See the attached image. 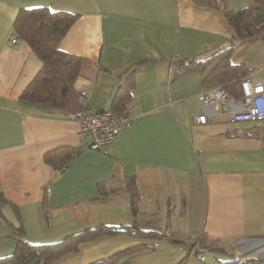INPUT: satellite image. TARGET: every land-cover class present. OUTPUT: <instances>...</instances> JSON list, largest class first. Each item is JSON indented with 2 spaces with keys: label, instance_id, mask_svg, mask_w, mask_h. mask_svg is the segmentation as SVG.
<instances>
[{
  "label": "crops",
  "instance_id": "1",
  "mask_svg": "<svg viewBox=\"0 0 264 264\" xmlns=\"http://www.w3.org/2000/svg\"><path fill=\"white\" fill-rule=\"evenodd\" d=\"M252 5L0 0V258L14 253L18 238L52 244L100 225L162 236L101 235L51 264H94L140 246L124 264H247L264 253V122L218 114L196 123L204 112L198 95L220 85L208 79L210 69L177 74L180 64L230 45L235 33L226 13ZM44 7L76 15L59 44L85 61L76 97L87 91L92 108L125 109L135 118L115 143L92 150L66 115L73 111L20 101L42 61L15 22L22 10ZM232 62L264 81V42L238 43ZM56 151L71 156L63 171L45 161ZM246 248L251 257L243 256Z\"/></svg>",
  "mask_w": 264,
  "mask_h": 264
},
{
  "label": "trees",
  "instance_id": "2",
  "mask_svg": "<svg viewBox=\"0 0 264 264\" xmlns=\"http://www.w3.org/2000/svg\"><path fill=\"white\" fill-rule=\"evenodd\" d=\"M253 5L237 13H226L231 24L235 40L230 45L218 50L208 57L187 61L180 64L177 74L182 75L191 70L210 69L208 79L217 81L234 97L243 95L242 79L249 74L243 63H233L232 57L240 42L259 38L264 42V0H252ZM76 15L67 12H52L48 8L24 9L15 22V31L26 40L32 50L42 61V68L25 88L20 101L28 104L52 103L56 108L67 111L80 109L74 87L84 59L68 54L59 48V44L70 28ZM71 156H59V151L46 154L45 161L52 167L63 171ZM132 178L128 182L133 203L139 195ZM6 202L0 193V208ZM132 229V230H131ZM128 232L136 236H162L155 231L141 230L136 227L100 225L82 233L71 235L63 241L52 244L32 245L23 238H18L17 247L11 255L0 258V264H51L61 256L77 251L80 244L101 235H118ZM142 249L130 248L94 264H124L122 260ZM247 264H257L260 259L250 258Z\"/></svg>",
  "mask_w": 264,
  "mask_h": 264
},
{
  "label": "built area",
  "instance_id": "3",
  "mask_svg": "<svg viewBox=\"0 0 264 264\" xmlns=\"http://www.w3.org/2000/svg\"><path fill=\"white\" fill-rule=\"evenodd\" d=\"M16 42V38L12 39L13 44ZM241 84V97L231 96L223 86L200 93L198 99L203 104L204 112L195 117V122L206 124L211 116L218 114L227 115L235 123L264 122V81L256 80L254 73H249ZM77 98L80 109L67 112L66 115L80 124V132L89 137L92 150L115 143L119 134L135 122V118L125 109L92 108L87 91H79ZM261 254L264 253L255 256L260 259L257 264H264V256L261 257Z\"/></svg>",
  "mask_w": 264,
  "mask_h": 264
},
{
  "label": "rangeland",
  "instance_id": "4",
  "mask_svg": "<svg viewBox=\"0 0 264 264\" xmlns=\"http://www.w3.org/2000/svg\"><path fill=\"white\" fill-rule=\"evenodd\" d=\"M254 49H258V47H256V48H254ZM254 49H253V51H254ZM253 51H252V54H255V53H253ZM238 250H239V248H238ZM251 251V248H246L242 253H243V256H245V257H251L252 255H250L249 254V252Z\"/></svg>",
  "mask_w": 264,
  "mask_h": 264
}]
</instances>
